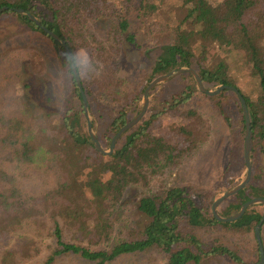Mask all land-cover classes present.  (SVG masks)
<instances>
[{
	"label": "trees",
	"instance_id": "16d2710c",
	"mask_svg": "<svg viewBox=\"0 0 264 264\" xmlns=\"http://www.w3.org/2000/svg\"><path fill=\"white\" fill-rule=\"evenodd\" d=\"M2 7L8 10L0 14V23L10 18L45 37L62 56V66L68 58L61 43L71 54L82 48L99 62V77L86 84L82 81L90 115L96 116L112 101L121 104L98 136L105 147L138 113L144 89L158 76L191 68L207 90L220 85L236 88L250 117L252 177L218 213L229 217L252 198L264 199V0H0ZM28 14L60 41L45 34ZM98 21L105 23L100 32L95 29ZM140 35L148 40L147 49L155 47L156 36L169 39L157 47L139 89L130 95L118 77V60L122 47L139 49ZM25 52L14 50L1 56L0 67L8 72L4 82H16L20 64L28 58L32 65H40L38 54ZM67 71L70 97L64 113L39 123L9 108V101L0 106V264H57L73 256L89 264H110L148 251L162 253L167 264H258L254 229L263 206H251L235 222L220 223L210 210L214 195L202 200L200 194L159 180L201 146L206 148L211 139V122L191 106L195 96L206 99L227 127L232 126L228 109L235 105L239 135L244 137L236 95L224 90L206 96L190 74H182L178 78L186 79L187 86L163 102L152 97L147 115L121 136L111 155L104 156L86 132L75 128L84 120V110ZM234 79L245 80L249 87L241 89ZM92 128L96 130L94 121ZM152 181L156 191L138 201L148 223L142 229H130L128 239L109 245L112 216L125 190L133 185L147 187ZM234 185L229 180L227 190ZM213 230L244 244L251 253L250 262L237 247L224 243L223 236L212 235ZM261 241L264 248V222Z\"/></svg>",
	"mask_w": 264,
	"mask_h": 264
},
{
	"label": "rangeland",
	"instance_id": "374dc122",
	"mask_svg": "<svg viewBox=\"0 0 264 264\" xmlns=\"http://www.w3.org/2000/svg\"><path fill=\"white\" fill-rule=\"evenodd\" d=\"M12 21L10 18H6L0 23V58L1 56H6L7 52L17 50L34 52L39 55L41 60L39 61L40 65L36 66L31 64L29 58L23 61L20 64V70L18 69L19 77L12 84L4 82L3 77L8 72L3 66L0 67V106H2L3 102L9 101V108H14L18 114L20 112L23 113L28 120H36L41 123L49 115H60L68 109L69 106L66 104L70 97L68 94L71 78L67 69L62 68V56L53 50L51 42L40 34L27 31L26 28ZM103 25H105L104 22L98 21L95 29L100 32ZM137 39L140 46L139 49L131 46L122 47L118 60V77L125 81L123 85L127 86V94L130 93V95L134 93L133 89L137 87L139 89L140 80L144 77L146 70L153 64L158 53L157 47L168 41L169 36H156L153 39L155 40V47L152 49H147L146 43H148V40L143 38L142 35L137 37ZM17 68L18 65L15 64L14 73ZM178 77L154 88L155 91L153 92L152 90L149 95V105L152 97H156L160 102H163L174 94L180 93L187 86L188 81ZM86 78L87 73H85V80ZM234 81L239 82L238 84L243 90L249 87V85L247 87L245 80L234 79ZM83 82L85 84L88 83V81ZM210 105L201 96H195L191 101V106L203 113L204 117L212 124V136L207 147L201 146L197 152L190 157L187 156L177 168L167 172L159 180H163L168 186L183 187L191 192L200 194L202 200L210 194L211 196L214 195L213 203L223 192L227 191L229 180L235 182L233 186L235 187L244 179L245 165L244 169H241L243 138L239 135V116L235 105L228 109V114L232 119L231 127H227L224 124L222 118L217 116ZM141 107L142 96L137 103L138 113ZM120 109V101H112L109 106L97 111L96 116H91L89 112L91 123L92 121L95 123L96 130H93V132L97 139L105 130L103 123L108 124L109 120L115 117ZM147 112L145 115H147ZM135 116H131L130 120ZM75 128L79 133H87L85 116L84 120L81 119L75 124ZM98 141L100 142L99 139ZM101 146L105 151L109 148V146ZM226 166H228L227 170H225ZM148 186L133 185L125 190L121 202L115 208L112 216L113 234L109 245L128 239L130 229H142L148 223L147 217L138 210V201L141 197L147 195L151 190L156 191L155 182L152 181L151 185ZM211 234L218 238L223 236L225 239H221L224 243L237 247L236 249L240 251L242 257L250 262L251 253L244 244L241 243L240 245V241L230 239L221 230H213ZM236 243L237 246L234 245ZM57 264L89 263L77 256H73L64 258L58 261ZM110 264H167V262L165 256L159 251H148L121 257Z\"/></svg>",
	"mask_w": 264,
	"mask_h": 264
},
{
	"label": "water",
	"instance_id": "95a60500",
	"mask_svg": "<svg viewBox=\"0 0 264 264\" xmlns=\"http://www.w3.org/2000/svg\"><path fill=\"white\" fill-rule=\"evenodd\" d=\"M7 10H8L7 7L0 8V14L4 11H7ZM13 11H15L19 14H22V15L24 14L23 10L14 9ZM27 16L30 19V21L35 23L37 26L41 27L40 23L32 15L28 14ZM41 29L43 30V32L45 34H47L53 40L60 41V38L56 34H54L53 32L47 30L44 27H41ZM61 45L66 52L67 58H70L72 54L69 51V49L66 47V45L64 43H61ZM182 74H190L192 76L194 83H195L197 89L199 90V92L201 94L206 95V96H209V97L216 96L221 91H224V90H227V91L234 93L236 95L238 101H239V104L241 107V112L243 115L244 127H245L244 137H243V161H244V165H245V176H244V179L238 185H236L235 187H233L230 190L223 192L219 198L214 200V202L211 204V209H210L213 218L217 222H220V223H232V222L239 220L244 215L245 211L248 208H250L251 206L261 205V206H263V209H264V199L256 197V198H252L251 200L244 203L240 207L238 212L232 216L222 217L219 215V213H218L219 206L221 204H223L227 199L231 198L232 196L236 195L241 190H243L251 181L252 170H251V162H250V133H251L250 117H249L248 109L246 106V102L236 88H234L232 86H227V85H220L215 90H207L205 88V86L203 85V82L201 81L198 74L191 68H181V69H178L175 71H171L170 73H168L166 75H161V76L154 78L146 86V88L143 91L142 107H141L140 112L132 120L127 122L124 126H122L117 131V133L111 139V142H110V145H109V148L107 151H105L103 149V147L101 146L100 142L98 141L96 135L93 132L92 123H91V120L89 118L88 102H87L86 96H85L83 88H82L81 80H76V82L74 81L77 89L79 90V92L81 94L84 116L86 118L87 134H88L89 138L91 139V141L94 145V148L96 149L97 152H99L100 154H102L104 156L111 155L114 151L116 143L121 138V136L124 133H126L128 130H130L131 128L136 126L141 121V119L145 116L147 109H148V105H149V95H150L151 91L154 88H156L158 85H160L162 83H166V82L170 81L171 79L178 77ZM263 222H264V210H263V214L261 216L260 222L258 223V225L254 229V237H255V241H256V244L258 246V251H259L258 264H264V248H263L262 241H261V226H262Z\"/></svg>",
	"mask_w": 264,
	"mask_h": 264
},
{
	"label": "clouds",
	"instance_id": "9594fccd",
	"mask_svg": "<svg viewBox=\"0 0 264 264\" xmlns=\"http://www.w3.org/2000/svg\"><path fill=\"white\" fill-rule=\"evenodd\" d=\"M62 68L70 70L75 82L76 80L90 81L98 78L101 72L99 62L82 48L73 53ZM85 73H87L86 80Z\"/></svg>",
	"mask_w": 264,
	"mask_h": 264
}]
</instances>
